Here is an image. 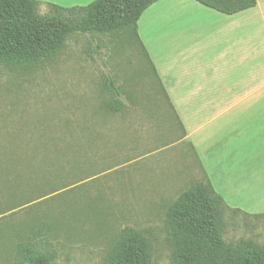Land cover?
Returning a JSON list of instances; mask_svg holds the SVG:
<instances>
[{
    "label": "rangeland",
    "instance_id": "374dc122",
    "mask_svg": "<svg viewBox=\"0 0 264 264\" xmlns=\"http://www.w3.org/2000/svg\"><path fill=\"white\" fill-rule=\"evenodd\" d=\"M40 2L44 14L48 2ZM122 74L132 76L128 84L159 93L152 66L131 30L73 34L54 60L39 66L9 69L0 64V264H25L16 246L20 236H30L24 229L35 224L29 215L45 213H55L61 222L59 234L47 238L53 264H104L112 239L126 227L149 240L154 264H170L166 212L204 177L191 173L201 170L200 163L186 144L142 157L147 151L141 144L118 145L117 130H104L120 122L118 114L102 112L110 99L105 78L114 76L120 85ZM120 87L126 94L128 88ZM122 100L130 103L125 96ZM161 106L164 111L149 133L176 140L177 121ZM236 110L238 133H250L237 138L230 173H212L229 207L225 240L264 246V213L245 212L264 211V103H242ZM130 136L132 142L135 133ZM44 146L57 149L59 158L45 163L40 155L26 164L31 151ZM213 153L212 164L220 158ZM30 165L40 173L35 183L26 175ZM17 182L27 187L16 191ZM30 200L35 201L26 204Z\"/></svg>",
    "mask_w": 264,
    "mask_h": 264
},
{
    "label": "crops",
    "instance_id": "0c3cea01",
    "mask_svg": "<svg viewBox=\"0 0 264 264\" xmlns=\"http://www.w3.org/2000/svg\"><path fill=\"white\" fill-rule=\"evenodd\" d=\"M39 1L76 7L95 0ZM138 36L159 93L145 91L137 82L128 84L132 76L122 74L120 85L128 88L131 100L127 95L130 103L118 113L119 124L104 130H117L118 145L141 144L147 151L142 157L186 144L200 163L201 170L191 173L204 177L196 181L208 178L214 186L216 171L227 175L234 165L237 138L248 137L251 130L242 136L238 133L235 109L242 103H264V0L234 15L196 0H161L141 17ZM160 104H165L177 121L180 131L176 140L165 141L157 132L149 133L156 127L155 118L164 111ZM246 116L249 124V112ZM131 132L135 133L132 142ZM214 151L220 158L212 164L209 160Z\"/></svg>",
    "mask_w": 264,
    "mask_h": 264
},
{
    "label": "trees",
    "instance_id": "16d2710c",
    "mask_svg": "<svg viewBox=\"0 0 264 264\" xmlns=\"http://www.w3.org/2000/svg\"><path fill=\"white\" fill-rule=\"evenodd\" d=\"M159 1L95 0L87 6L76 7L49 3L48 11L42 14L39 0H0V64L9 69L45 64L65 49L73 34L105 35L131 30L145 52L138 36V23L143 14ZM196 1L226 15L244 12L258 4V0ZM105 79L103 87L110 99L103 103L102 112L118 114L126 109L122 97L128 95L129 98V94L117 85L114 76ZM93 133L96 142L99 134L95 130ZM54 150L45 146L41 150H32L26 164L34 163L40 155L45 157V163L52 158L58 159L59 154ZM26 175L35 183L40 173L30 165ZM26 187L17 182L15 190ZM228 209L225 199L208 178L192 183L166 212L170 264H264L263 245L252 240L238 243L225 240ZM45 214L37 215V218L29 215L30 224L35 222L24 228L30 236H20L16 253L25 264H53L55 253L50 250L47 238L59 234L61 222L55 213ZM104 264H154L151 243L138 230L126 227L112 239Z\"/></svg>",
    "mask_w": 264,
    "mask_h": 264
}]
</instances>
